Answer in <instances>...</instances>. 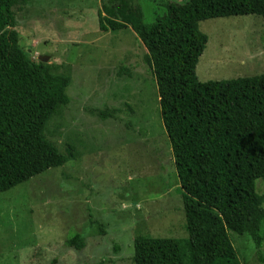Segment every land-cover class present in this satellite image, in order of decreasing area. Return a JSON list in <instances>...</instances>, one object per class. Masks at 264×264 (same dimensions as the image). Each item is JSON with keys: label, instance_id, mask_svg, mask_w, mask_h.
<instances>
[{"label": "rangeland", "instance_id": "374dc122", "mask_svg": "<svg viewBox=\"0 0 264 264\" xmlns=\"http://www.w3.org/2000/svg\"><path fill=\"white\" fill-rule=\"evenodd\" d=\"M183 1L131 3L152 24L168 3ZM102 10V0H33L17 11L22 48L71 77L70 104L46 134L76 157L0 194V264H133L138 236L188 238L147 50L130 26L101 31ZM200 30L208 36L200 82L264 75L263 18L209 19ZM256 187L264 195V180ZM76 234L86 242L81 251L67 245ZM229 236L241 264H264L249 236Z\"/></svg>", "mask_w": 264, "mask_h": 264}, {"label": "trees", "instance_id": "16d2710c", "mask_svg": "<svg viewBox=\"0 0 264 264\" xmlns=\"http://www.w3.org/2000/svg\"><path fill=\"white\" fill-rule=\"evenodd\" d=\"M32 1L0 0V194L76 157L71 144L63 153L46 134L70 104L71 77L20 45L17 11ZM102 4L100 30L130 26L147 50L188 233L187 239L136 237L133 264H241L229 232L249 236L264 263V195L256 187L264 180V75L205 83L197 76L208 44L200 23L264 19V0L170 2L152 24L131 0ZM67 245L81 251L86 242L76 234Z\"/></svg>", "mask_w": 264, "mask_h": 264}, {"label": "water", "instance_id": "95a60500", "mask_svg": "<svg viewBox=\"0 0 264 264\" xmlns=\"http://www.w3.org/2000/svg\"><path fill=\"white\" fill-rule=\"evenodd\" d=\"M39 60H41V61H43V62H48L49 58L44 57V56H41V57L39 58Z\"/></svg>", "mask_w": 264, "mask_h": 264}]
</instances>
